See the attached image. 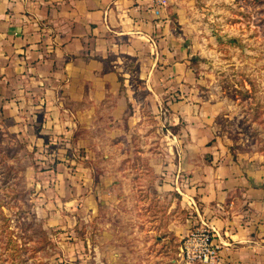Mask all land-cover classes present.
Masks as SVG:
<instances>
[{
	"label": "crops",
	"instance_id": "obj_1",
	"mask_svg": "<svg viewBox=\"0 0 264 264\" xmlns=\"http://www.w3.org/2000/svg\"><path fill=\"white\" fill-rule=\"evenodd\" d=\"M167 6L152 0H0V151L18 144L26 167H47L56 154L87 145L85 128L113 130L120 135L116 157L102 160L116 170L101 177L114 182L117 202V190L131 181L130 196L125 189L120 196L131 199V230L140 246L170 248L172 237L179 241L189 222L200 221L215 230L218 264H264L259 178L215 146L204 147L195 116L189 118L193 141L179 145L174 159L167 131L147 119V110L154 120L164 115L159 108L169 98L166 86L181 83L186 72V47ZM176 108L181 115L187 111L184 102ZM128 151L137 156L125 158Z\"/></svg>",
	"mask_w": 264,
	"mask_h": 264
},
{
	"label": "rangeland",
	"instance_id": "obj_2",
	"mask_svg": "<svg viewBox=\"0 0 264 264\" xmlns=\"http://www.w3.org/2000/svg\"><path fill=\"white\" fill-rule=\"evenodd\" d=\"M167 5L186 47V72L181 83L166 86L169 98L159 108L164 115L154 120L147 110V119L154 129L158 123L167 131L174 159L179 145L193 141L189 118L195 116L199 142L225 152L245 174L251 171L264 192V0H167ZM179 101L186 105L183 115ZM85 130V147H69L47 167H26L18 144L0 151V264H185L173 237L167 249L135 241L131 199L120 196L123 189L130 196L131 181L117 190V202L114 182L101 177L105 171L114 176V163L104 166L102 159L116 157L120 135L97 126ZM189 223L184 235L201 224Z\"/></svg>",
	"mask_w": 264,
	"mask_h": 264
},
{
	"label": "built area",
	"instance_id": "obj_3",
	"mask_svg": "<svg viewBox=\"0 0 264 264\" xmlns=\"http://www.w3.org/2000/svg\"><path fill=\"white\" fill-rule=\"evenodd\" d=\"M166 6L167 0H152ZM215 230L202 222L179 240L178 255L185 264H218L219 244L214 240Z\"/></svg>",
	"mask_w": 264,
	"mask_h": 264
},
{
	"label": "trees",
	"instance_id": "obj_4",
	"mask_svg": "<svg viewBox=\"0 0 264 264\" xmlns=\"http://www.w3.org/2000/svg\"><path fill=\"white\" fill-rule=\"evenodd\" d=\"M5 157H4V155H2V159H4Z\"/></svg>",
	"mask_w": 264,
	"mask_h": 264
}]
</instances>
